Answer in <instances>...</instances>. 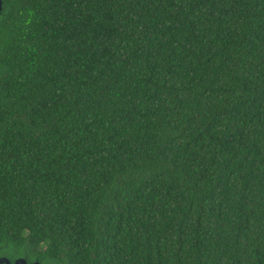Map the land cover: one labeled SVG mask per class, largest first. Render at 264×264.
<instances>
[{"label":"trees","instance_id":"trees-1","mask_svg":"<svg viewBox=\"0 0 264 264\" xmlns=\"http://www.w3.org/2000/svg\"><path fill=\"white\" fill-rule=\"evenodd\" d=\"M0 257L264 264V0H3Z\"/></svg>","mask_w":264,"mask_h":264},{"label":"water","instance_id":"water-1","mask_svg":"<svg viewBox=\"0 0 264 264\" xmlns=\"http://www.w3.org/2000/svg\"><path fill=\"white\" fill-rule=\"evenodd\" d=\"M4 10V1L0 0V15ZM42 257L37 258L35 261H28L26 257H20L14 260H11L8 257H0V264H42Z\"/></svg>","mask_w":264,"mask_h":264},{"label":"flooded vegetation","instance_id":"flooded-vegetation-1","mask_svg":"<svg viewBox=\"0 0 264 264\" xmlns=\"http://www.w3.org/2000/svg\"><path fill=\"white\" fill-rule=\"evenodd\" d=\"M35 261V260H34Z\"/></svg>","mask_w":264,"mask_h":264}]
</instances>
